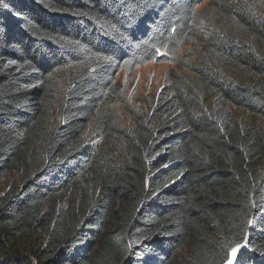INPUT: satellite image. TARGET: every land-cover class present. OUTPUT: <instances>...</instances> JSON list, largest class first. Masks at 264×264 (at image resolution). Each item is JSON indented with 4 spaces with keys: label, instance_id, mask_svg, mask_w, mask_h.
Wrapping results in <instances>:
<instances>
[{
    "label": "trees",
    "instance_id": "trees-1",
    "mask_svg": "<svg viewBox=\"0 0 264 264\" xmlns=\"http://www.w3.org/2000/svg\"><path fill=\"white\" fill-rule=\"evenodd\" d=\"M205 1L3 0L0 264H264L259 0ZM150 61L180 70L121 126Z\"/></svg>",
    "mask_w": 264,
    "mask_h": 264
},
{
    "label": "rangeland",
    "instance_id": "rangeland-1",
    "mask_svg": "<svg viewBox=\"0 0 264 264\" xmlns=\"http://www.w3.org/2000/svg\"><path fill=\"white\" fill-rule=\"evenodd\" d=\"M211 1V0H210ZM209 0L198 6L199 10L207 8ZM222 2V0H218ZM226 1V0H223ZM257 6L260 9L262 22L264 23V0H259ZM219 11V10H218ZM217 21V20H216ZM216 23V22H214ZM217 24V23H216ZM213 24H202V32L204 34L203 41H197L196 45L199 48L191 47V50L198 57L200 50H205L206 42L211 40L210 35L214 31ZM213 29V30H212ZM180 67L166 62L150 61L134 68H125L117 74V87L120 90L124 103L115 106V116L117 122L121 126H128L136 114H143L148 111L158 95L160 89L164 85L167 77L178 72ZM12 175H8L2 183L0 192L6 189ZM230 254V252H229ZM182 260L189 257L187 250L180 253ZM226 264V262L224 263Z\"/></svg>",
    "mask_w": 264,
    "mask_h": 264
},
{
    "label": "snow or ice",
    "instance_id": "snow-or-ice-1",
    "mask_svg": "<svg viewBox=\"0 0 264 264\" xmlns=\"http://www.w3.org/2000/svg\"><path fill=\"white\" fill-rule=\"evenodd\" d=\"M3 3V0H0V4ZM246 249L247 245L235 244L231 247L229 258L226 261V264H242L243 253L240 252L241 249Z\"/></svg>",
    "mask_w": 264,
    "mask_h": 264
},
{
    "label": "water",
    "instance_id": "water-1",
    "mask_svg": "<svg viewBox=\"0 0 264 264\" xmlns=\"http://www.w3.org/2000/svg\"><path fill=\"white\" fill-rule=\"evenodd\" d=\"M242 245H247V243L244 241V242L242 243ZM246 249H247V248H246ZM242 250H245V249L242 248Z\"/></svg>",
    "mask_w": 264,
    "mask_h": 264
},
{
    "label": "bare ground",
    "instance_id": "bare-ground-1",
    "mask_svg": "<svg viewBox=\"0 0 264 264\" xmlns=\"http://www.w3.org/2000/svg\"><path fill=\"white\" fill-rule=\"evenodd\" d=\"M242 250V249H241ZM241 250H240V252H241Z\"/></svg>",
    "mask_w": 264,
    "mask_h": 264
}]
</instances>
